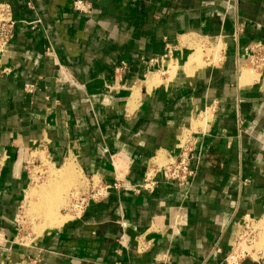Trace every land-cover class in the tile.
<instances>
[{"label":"crops","instance_id":"crops-1","mask_svg":"<svg viewBox=\"0 0 264 264\" xmlns=\"http://www.w3.org/2000/svg\"><path fill=\"white\" fill-rule=\"evenodd\" d=\"M77 1L0 0L14 22L0 56V264H225L240 226L264 223V71L247 68L264 0H82L89 14ZM200 46L218 58L200 65ZM187 137L189 188L113 190L29 244L15 237L29 161L132 187ZM261 249L244 264H264Z\"/></svg>","mask_w":264,"mask_h":264},{"label":"built area","instance_id":"built-area-1","mask_svg":"<svg viewBox=\"0 0 264 264\" xmlns=\"http://www.w3.org/2000/svg\"><path fill=\"white\" fill-rule=\"evenodd\" d=\"M74 9L83 14H89L91 5L79 0L74 4ZM14 36L13 11L9 4L0 3V56L6 51L10 41ZM172 50H168L165 58L171 55ZM248 70L253 73H261L264 71V41L253 42L249 46ZM209 59V58H208ZM221 61V60H220ZM212 63V62H211ZM26 89L29 93L35 91V85H27ZM193 145L194 142L187 137L180 146L178 157L169 159L162 165L154 164L148 168L143 180L132 187H123L122 181L117 179L114 184L105 185L101 182H93V189L85 196L80 192L72 199L67 211L73 218L81 217L87 208L97 201L107 198L111 191H120L126 189L134 194L150 193L153 194L161 183L176 186L181 189L189 188L196 176V169L193 167ZM50 163V157L47 158ZM39 163V164H38ZM29 161L26 165V172L30 173L32 168L45 169L46 165L38 160ZM29 169V170H28ZM120 172V171H119ZM253 222L246 220L236 235L232 243L229 254L225 259V264H244L250 257L252 247L257 240V229L253 226Z\"/></svg>","mask_w":264,"mask_h":264},{"label":"rangeland","instance_id":"rangeland-1","mask_svg":"<svg viewBox=\"0 0 264 264\" xmlns=\"http://www.w3.org/2000/svg\"><path fill=\"white\" fill-rule=\"evenodd\" d=\"M202 48L203 47L197 48L196 51L197 54L200 55V65H204L206 63L208 64L212 53H216L211 48ZM216 54L218 58V53ZM197 59H199V57H197ZM217 61L215 60V62ZM42 160L46 165L45 169H40L39 165H37V168H32L30 173H27V175L30 176V188L23 197V202L20 205V211L15 219V237H17L19 243L29 244L39 235L63 226L55 225L54 227H51L47 217L39 213L36 204L39 203L43 194H48L50 192L56 193V197H59L61 202L56 205L57 207H54L53 210L55 212V217L57 218L56 220L60 219L61 221L66 219V222H68L73 218V215L71 216V214L67 211L73 195L80 192L81 194L87 196L94 187L93 182L91 180H86L81 172H79V174L76 171L72 172L70 176L64 173V169H60L58 167L55 168L51 163H49L44 154L42 155ZM73 170L75 169L73 168ZM253 226L258 230V236L252 247L251 255L247 260L252 257L257 259L264 244V223L253 224Z\"/></svg>","mask_w":264,"mask_h":264},{"label":"bare ground","instance_id":"bare-ground-1","mask_svg":"<svg viewBox=\"0 0 264 264\" xmlns=\"http://www.w3.org/2000/svg\"><path fill=\"white\" fill-rule=\"evenodd\" d=\"M192 60L194 61V57ZM66 168H67V170H66ZM63 171H65L64 172L65 174L70 175V176H71L72 172H75V170H73V166L71 164H70V166L65 167ZM54 191H56V190H54ZM75 197H76V194L73 195V198H75ZM59 203H61V202L59 200V197H56V193L50 192L48 194H43V197L40 198L39 203L36 204L39 213H41L42 215L47 217L48 221L50 222L51 227H54L55 225L62 226L66 223V219H63L61 221H60V219L56 220L57 218L55 217V212L53 210H54V207H57L56 205H58ZM57 213H58V211H57ZM65 218H67V217H65Z\"/></svg>","mask_w":264,"mask_h":264}]
</instances>
